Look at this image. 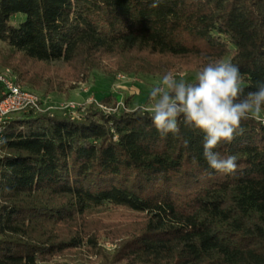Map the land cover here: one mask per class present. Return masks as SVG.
Listing matches in <instances>:
<instances>
[{"label": "trees", "instance_id": "trees-1", "mask_svg": "<svg viewBox=\"0 0 264 264\" xmlns=\"http://www.w3.org/2000/svg\"><path fill=\"white\" fill-rule=\"evenodd\" d=\"M153 2L0 0V66L19 56L66 65L77 80L98 71L103 57L148 54L202 66L208 57L239 66L244 94L264 81V0ZM16 78L42 99H68L72 89ZM99 102L107 107L117 98ZM140 109L104 113L90 105L77 118L29 110L5 121L0 264H57L83 247L79 220L105 208L141 214L145 222L104 264H264L262 120L243 121V133L216 149L238 157L237 171L221 174L203 158L204 133L181 124L180 137L162 138Z\"/></svg>", "mask_w": 264, "mask_h": 264}, {"label": "rangeland", "instance_id": "rangeland-1", "mask_svg": "<svg viewBox=\"0 0 264 264\" xmlns=\"http://www.w3.org/2000/svg\"><path fill=\"white\" fill-rule=\"evenodd\" d=\"M17 19L20 22L24 21V16L18 15ZM1 48L6 52L4 47ZM5 52L1 53L6 54ZM7 62L9 65L0 66V71L9 69L15 80H17L16 74L19 73L26 79H32L41 85L47 81L65 82L66 87L72 88L68 99L66 93H51L46 98L47 103L44 105V109L56 107L63 102H74L79 106L74 114L76 118L83 116L90 105L97 107L104 113H112L118 109L131 112L137 107L147 109L150 104L151 91L160 85L161 81L158 77H162L163 74L171 71L178 79L183 78L188 82H194L199 69L202 67V64L194 59H174L148 54L117 55L101 58L98 71L93 72L86 79L80 74L76 80L71 79L74 70L63 64L32 63L19 56H14ZM121 69L125 71L121 72ZM106 73H110L114 77L106 78L104 76ZM70 79L71 81H69ZM18 84L21 88L41 97L40 93L23 84ZM107 95H113L117 98L116 104L113 103L112 105L111 103L107 107L100 104L99 100ZM147 96H149L148 104L143 105ZM126 97L130 99L127 104L124 102ZM50 113L57 114L58 111L50 110ZM255 117L264 119L262 113ZM144 222L145 217L143 215L120 208H105L94 211L79 220L84 233L83 247L67 251L56 259V263L104 264L103 257L113 255L115 248L127 237L138 233ZM88 239L94 240L93 246L87 242Z\"/></svg>", "mask_w": 264, "mask_h": 264}, {"label": "clouds", "instance_id": "clouds-1", "mask_svg": "<svg viewBox=\"0 0 264 264\" xmlns=\"http://www.w3.org/2000/svg\"><path fill=\"white\" fill-rule=\"evenodd\" d=\"M151 6L157 7L158 0ZM205 61L194 82L178 79L171 71L163 74L160 85L151 92L149 106L139 111L150 114L162 138L169 134L180 137L181 124L204 133L202 155L210 169L232 174L238 168L237 155H222L216 149L242 134V122L264 109V81L244 94L238 65L208 57ZM188 145L189 140L183 138V146ZM193 162L197 163L195 158Z\"/></svg>", "mask_w": 264, "mask_h": 264}, {"label": "built area", "instance_id": "built-area-1", "mask_svg": "<svg viewBox=\"0 0 264 264\" xmlns=\"http://www.w3.org/2000/svg\"><path fill=\"white\" fill-rule=\"evenodd\" d=\"M47 103L37 94L23 89L15 81L12 72L9 69L0 71V136L3 125L12 115L23 113L29 110L37 112H50V110L65 111L71 117H75V112L79 107L74 102H63L56 107L44 109ZM264 124V119L262 120Z\"/></svg>", "mask_w": 264, "mask_h": 264}]
</instances>
